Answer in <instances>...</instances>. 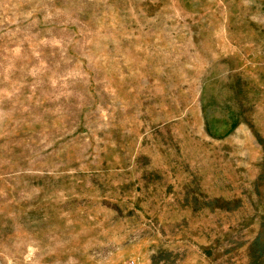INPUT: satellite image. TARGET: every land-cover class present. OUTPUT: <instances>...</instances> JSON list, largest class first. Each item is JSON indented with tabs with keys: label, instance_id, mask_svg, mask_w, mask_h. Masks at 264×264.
<instances>
[{
	"label": "rangeland",
	"instance_id": "rangeland-1",
	"mask_svg": "<svg viewBox=\"0 0 264 264\" xmlns=\"http://www.w3.org/2000/svg\"><path fill=\"white\" fill-rule=\"evenodd\" d=\"M0 264H264V0H0Z\"/></svg>",
	"mask_w": 264,
	"mask_h": 264
}]
</instances>
